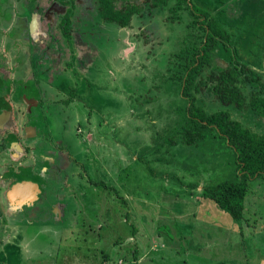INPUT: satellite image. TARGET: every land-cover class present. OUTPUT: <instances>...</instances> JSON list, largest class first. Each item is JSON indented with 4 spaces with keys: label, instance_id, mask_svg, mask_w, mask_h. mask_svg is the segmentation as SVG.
<instances>
[{
    "label": "rangeland",
    "instance_id": "374dc122",
    "mask_svg": "<svg viewBox=\"0 0 264 264\" xmlns=\"http://www.w3.org/2000/svg\"><path fill=\"white\" fill-rule=\"evenodd\" d=\"M4 1L10 29L34 40L47 33L44 39L53 36L70 50L67 37L75 30L65 19L73 18L77 0L53 8L51 26L34 19L36 0ZM113 1L116 10L140 6L127 28L105 23L98 0L81 1L76 9L81 56L71 51L69 59H59L49 78L56 103L53 142L66 159L64 179L47 175L42 164L34 172L41 177L32 184L38 197L31 205L17 210L6 198L0 201V264H264V180L250 182L237 223L200 197L204 186L235 180L233 151L212 131L190 147L176 136L187 101L168 71L189 17L184 13L182 22L171 23L168 7ZM194 1L230 32L239 61L262 73L264 82V0ZM20 18L29 29L19 26ZM4 49L2 42L0 76L5 71L11 81L12 54ZM226 67L215 58L203 80ZM240 86L248 95L249 87ZM195 98L207 114L226 111L264 132L256 113L222 105L209 84ZM171 137L174 144L167 142ZM15 189L9 181L0 195Z\"/></svg>",
    "mask_w": 264,
    "mask_h": 264
},
{
    "label": "trees",
    "instance_id": "16d2710c",
    "mask_svg": "<svg viewBox=\"0 0 264 264\" xmlns=\"http://www.w3.org/2000/svg\"><path fill=\"white\" fill-rule=\"evenodd\" d=\"M153 7H168L169 22H182L184 13L189 17L187 32L180 38L175 66L168 71L170 80L179 81L181 95L187 106L176 136L186 147L197 146L212 131L231 149L236 159V175L233 181L204 186L200 197L214 203L237 223L243 220L244 200L250 182L264 180V132L257 133L231 118L226 111L207 114L197 103L198 94L209 84L213 96L224 106L241 111H252L264 120V82L262 73L239 61L232 48V35L216 20L210 9H204L194 0H142ZM100 17L107 24L127 28L131 19L140 14V6L116 10L113 0H99ZM210 8V7H209ZM227 64L224 70L210 72L203 80V72L212 69L214 59ZM241 84L248 86L246 95ZM168 143L174 144L171 137ZM96 185V183H94Z\"/></svg>",
    "mask_w": 264,
    "mask_h": 264
},
{
    "label": "flooded vegetation",
    "instance_id": "af4514ba",
    "mask_svg": "<svg viewBox=\"0 0 264 264\" xmlns=\"http://www.w3.org/2000/svg\"><path fill=\"white\" fill-rule=\"evenodd\" d=\"M36 1L34 19L38 24L40 22L43 26L44 24L51 26L54 22L52 15L55 14L52 9L60 11L57 8L65 0ZM81 1L85 4L84 0H77L73 18H64L65 24L75 30L72 37L76 36V38L67 37L69 50L66 43L62 44L53 36L44 39L47 33L39 34L34 40L31 33H22L21 29L20 31L14 28L10 29L8 25L11 23L12 17L10 18L9 12L4 10L8 8V2L0 0V24L2 21V26H7L4 28L7 30L6 34L0 33V44L3 42L7 49L4 50L7 54H12L9 63L13 62L10 71L14 76L11 81L5 78V71L0 76V188H4V185L9 181L10 185L16 189L24 184H35V180H39L41 174L38 172L35 175L34 172L42 164L49 170L47 175L53 172L64 179L63 170L66 159L61 158L62 153L58 151V146H55L53 142L52 120L56 103L52 96L54 87L49 85V83L53 84L54 80L50 81L49 78L52 71L59 68V64H56L59 59L61 60L63 57L69 59L71 51H73V56H81L82 35L76 33V27L81 22L76 9L81 6ZM63 12L66 16L68 10H63ZM25 19H19L21 20L19 26L29 29L30 26L25 22ZM70 39L72 43H70ZM33 64L35 69H32ZM44 70L49 71V74H46ZM36 73L40 74L38 77L40 80ZM64 105L68 107L69 103L66 101ZM63 148L61 147L60 150L64 151ZM47 154H52V158H46ZM15 191H10L8 196V190H5L4 193L1 192L0 201L3 203V199L6 198L8 203L14 206L11 199L15 196Z\"/></svg>",
    "mask_w": 264,
    "mask_h": 264
},
{
    "label": "crops",
    "instance_id": "0c3cea01",
    "mask_svg": "<svg viewBox=\"0 0 264 264\" xmlns=\"http://www.w3.org/2000/svg\"><path fill=\"white\" fill-rule=\"evenodd\" d=\"M46 158H52V154H47L45 155ZM20 187V186H19ZM17 188L16 191L14 192V195L13 198H9L11 199V202L13 203L14 202V206L16 207L17 210L19 209H22L24 206H27V205H31L38 197V192L36 189V187L34 185H31L30 183L29 184H24V185H21L20 188ZM21 204H23L24 206H21ZM20 205V207H19ZM14 209V210H16ZM18 248L20 249L21 247L18 246ZM20 254H21V251L19 253H17V256H16V262L17 261H20L19 259H21L20 257ZM16 264H19V263H16Z\"/></svg>",
    "mask_w": 264,
    "mask_h": 264
}]
</instances>
